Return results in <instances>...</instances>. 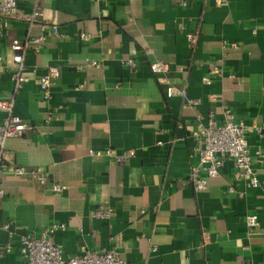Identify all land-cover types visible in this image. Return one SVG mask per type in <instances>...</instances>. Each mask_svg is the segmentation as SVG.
<instances>
[{
    "label": "crops",
    "instance_id": "crops-1",
    "mask_svg": "<svg viewBox=\"0 0 264 264\" xmlns=\"http://www.w3.org/2000/svg\"><path fill=\"white\" fill-rule=\"evenodd\" d=\"M39 3L41 18L30 23L34 0H19L0 29V97L30 126L2 151L0 225L11 233L0 229V264H22L19 237L55 223L64 228L51 239L66 256L114 248L124 264H264V158L255 163L256 187L234 180L230 159L204 190L187 178L197 161L193 134L211 112L221 121L226 107L250 148L264 153V0ZM39 22L57 25L59 36L47 30L41 49L24 51L30 80L16 89L10 45L37 34ZM156 61L168 70L154 73ZM49 66L59 76L44 102L38 77ZM213 66L220 73L204 84ZM167 85L194 104L166 97ZM106 148L134 153L123 163L89 155ZM14 166L27 172L12 174ZM99 206L109 218L94 215ZM250 214L257 226L246 225Z\"/></svg>",
    "mask_w": 264,
    "mask_h": 264
},
{
    "label": "built area",
    "instance_id": "built-area-1",
    "mask_svg": "<svg viewBox=\"0 0 264 264\" xmlns=\"http://www.w3.org/2000/svg\"><path fill=\"white\" fill-rule=\"evenodd\" d=\"M19 0H0V29L6 25L7 19L14 18L18 14ZM43 15L42 7L39 0H34L32 12L27 17L30 23L35 22ZM40 31L31 35L24 40L14 39L11 43L13 51L12 62L18 65V69L13 73V80L16 89L30 80L27 74L23 73V57L24 51L28 48L38 51L45 42V32L48 30L53 36H59L58 27L55 24L47 22H39ZM189 41L193 43L196 38L193 34L187 35ZM82 39L88 38V34L82 33ZM92 65H98L97 61H91ZM128 64L132 65V60H128ZM150 69L154 73H162L168 70L166 63L156 61L150 64ZM220 73L217 66H213L202 77L204 84H211L213 76ZM59 76V69L56 66H49L47 70L38 77V85L40 95L44 102H48L51 98V85L54 78ZM166 97L178 96L182 100L184 106L192 105L194 102L189 98L187 92L183 88L167 85L165 88ZM0 111L4 112V117L0 121V167L2 151L4 143L9 137L22 136L30 126L17 114L13 112V100L3 99L0 97ZM264 127V126H263ZM260 133L261 128L254 126ZM246 129L243 123L237 122L229 108H224L223 119L218 121L213 112L209 114L206 123L201 129L193 134L195 137L192 150L197 157V161L191 165L188 173V181L194 190H204L207 186L209 178L217 177L224 166L227 159L233 163V177L236 181H245L252 187L260 184L258 171L255 163H260L264 158L261 148L251 149L246 139ZM133 151H127L122 154H115L110 148L106 149H90L89 155L94 157L114 158L118 163H123L129 156L133 155ZM10 172L15 175H24L27 171L22 166H14ZM32 173V172H31ZM39 183H45L44 176H38ZM52 190L57 192L60 185L52 184ZM228 190L233 191V186L228 185ZM3 191L0 188V202ZM238 195L242 196L243 192L238 191ZM110 209L99 206L94 210L96 217L107 219L110 216ZM246 225L254 227L258 225L255 214L246 217ZM58 228H64V224H52L48 227L47 233L41 236L21 235L19 237L20 255L22 264H124V260L119 256L118 251L114 248H104L100 250H86L77 255H65L60 245L51 239V234ZM0 229H6L10 232V224L4 223L0 225ZM264 235V234H263ZM10 245L5 246V250L9 251Z\"/></svg>",
    "mask_w": 264,
    "mask_h": 264
}]
</instances>
